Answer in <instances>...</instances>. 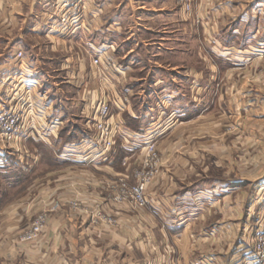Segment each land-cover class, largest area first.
I'll return each instance as SVG.
<instances>
[{
    "label": "crops",
    "instance_id": "obj_1",
    "mask_svg": "<svg viewBox=\"0 0 264 264\" xmlns=\"http://www.w3.org/2000/svg\"><path fill=\"white\" fill-rule=\"evenodd\" d=\"M70 1L0 0V102L15 103V90L25 80L34 83L29 102L43 108L44 127H54L43 140L32 133L24 141L27 145L29 141L39 142L37 145L53 151L58 165L85 174L84 180L74 176L57 179V189L53 191L64 202L50 214L36 240L23 242L11 234L7 237L5 232L14 230L0 223V264L249 263L252 242L264 229V161L256 166L260 170L253 171L257 175L250 183L251 189L249 179H237V175L231 180L214 179L208 186L192 184L187 180L193 176L194 167L207 166L210 154L215 159L213 166L232 167L230 154L226 156L228 164L217 156L222 151L224 155L230 152L231 145L189 144L184 137L187 141L188 125L223 118L205 115L211 107L236 126L241 118L264 121L260 85L249 78L243 90L235 80H226L225 84L218 80V76L229 79L238 67L226 56L239 51L252 54L248 40L256 33H246L242 28L251 23L259 28L264 23V10L257 17L254 8L249 9V0H189L192 11L187 15L177 0H87L82 6L78 33L64 37L59 13L62 5ZM257 7L263 8L264 3ZM195 20L199 24L195 25ZM206 42L212 45L211 51H207ZM89 50L96 53L95 58L99 54L98 64L93 63L95 58ZM190 51L199 60L208 54L215 66L204 67L199 62L182 68L181 63L173 62ZM19 52L23 54L20 59L16 57ZM52 64V71L44 69ZM137 67L144 73L131 74ZM147 67H170L165 70L171 72L166 74L171 81L166 80V75L149 78ZM19 73L26 77L19 78ZM211 82L219 89L208 102L206 92ZM143 86L148 90L139 91ZM69 88L80 89L81 97L68 98L65 93ZM102 98L109 104L115 143L104 158L86 164L82 157L94 158V146L86 155L80 143L94 135V107ZM79 105L80 124L73 119V109ZM209 131L200 130L197 135H210ZM219 131L217 128L214 134ZM240 131L237 126L229 134L237 138ZM173 135L179 136L175 142L170 141ZM69 136L78 139L67 141ZM146 138L156 142L164 163L159 177L148 188L152 193L147 191L151 207L143 216L147 215L150 223L73 221L75 211L65 206V199L93 195L99 180L107 182L121 176L122 159L137 149V141ZM23 151H0V169L6 164L5 158L11 159L8 172L0 170V177L8 180L33 172L36 164H28L30 155ZM110 211L116 210L111 207Z\"/></svg>",
    "mask_w": 264,
    "mask_h": 264
},
{
    "label": "rangeland",
    "instance_id": "obj_2",
    "mask_svg": "<svg viewBox=\"0 0 264 264\" xmlns=\"http://www.w3.org/2000/svg\"><path fill=\"white\" fill-rule=\"evenodd\" d=\"M75 1L73 5H77L78 8H80V19L78 20V23L75 25H72L70 22V19L65 21V24H61L63 26L62 30L64 31L63 36L67 37L71 33L72 35H75L79 31V22L82 19V9H83V3L87 0H73ZM177 4H179L180 9L183 10L185 14H190L192 11V5L189 0H177ZM264 3V0H249V9L254 8V15L257 17L260 16L261 10H264V7H257V5ZM56 7L59 9V5H56ZM66 7L62 8V11L64 13ZM62 11L59 13L61 15ZM177 11V9L174 7V12ZM264 12V11H263ZM257 20V19H256ZM60 21V19H59ZM61 23V22H60ZM195 25L199 24V20L194 21ZM187 30V28L185 27ZM245 30L246 33H252V31L256 33V37H251L249 42V48L250 51H252V54H243L240 51L237 52V55H231L226 56V58L231 63H235L236 66H238L234 71H232V75L229 79H223V77L219 78L221 79L222 83L225 84L226 80H229L234 83V80L237 82V85L242 88L243 90L248 87L245 83L246 81H249V78L251 81L255 82L256 84L260 85L261 88H258V91H262L264 93V23H260L259 28L256 24H249L248 27L242 28ZM62 32V31H61ZM188 33L189 30L187 31ZM75 33V34H74ZM62 34V33H61ZM205 43V42H204ZM245 40L243 41V45L245 44ZM190 44L194 45L192 38H190ZM206 49L207 51H211L212 45L209 44V42H206ZM80 46V45H79ZM202 47V45L200 44ZM76 47V46H75ZM85 50L87 49L86 46H83ZM82 50V48H81ZM192 51V49H191ZM190 51L185 53L186 55H181L178 57H175L173 59V62L175 63H181L182 68H186L188 65L190 66H196L199 65V62L202 63V65L210 67L215 66V60L206 54V56L200 57V60L198 57L194 56L193 53ZM230 51V49H229ZM203 51L201 50L200 53ZM230 53V52H229ZM90 56H93L95 58L96 53H92L91 50H89ZM98 54V53H97ZM99 54L98 56L93 59L99 60ZM60 57H57V60H60ZM198 59V60H197ZM205 60V62L203 61ZM93 61V62H94ZM171 62V61H169ZM201 65V66H202ZM211 66V67H212ZM53 64L50 67H44V69H52ZM157 68V69H156ZM170 67H147V70H150V74L148 77L152 78L159 77V78H165L168 74L171 75V72L166 73L165 69H169ZM181 68V70H182ZM140 68H136L135 71L132 70L131 74H142L144 73L139 72ZM181 70H176L177 73H180ZM225 70V69H223ZM52 71V70H50ZM174 72V73H176ZM21 73H19L20 75ZM166 75V76H165ZM209 75L213 76V73H209ZM26 76H19V78H24ZM137 78V77H136ZM61 79V76L58 77V80ZM171 77L168 75L166 77L167 81L170 80ZM57 80V81H58ZM216 80V79H215ZM57 82L56 80H53ZM220 81V82H221ZM8 82V80H7ZM235 82V83H236ZM2 83L0 78V84ZM212 84L208 86L207 92H206V99L209 102L211 98H213V94L215 91L219 89L218 84ZM136 85L135 83H131ZM232 84V83H231ZM186 84H184L185 86ZM215 85V86H214ZM222 85V84H221ZM53 87V86H52ZM137 87V86H136ZM139 87V86H138ZM223 88V87H222ZM3 90V88H1ZM80 89H74L69 88L67 89L65 95L68 96L70 99H79L81 96L79 95ZM139 91L141 90H148L145 86L143 88H139ZM1 91V90H0ZM17 91V90H15ZM189 94L191 95V91L189 90ZM260 93V92H259ZM80 96V97H79ZM191 99V98H190ZM68 102V100H67ZM4 103V102H3ZM0 102V110L7 107L9 103L3 104ZM178 104H182L183 102H177ZM69 107V105H66ZM80 105L73 109V119L77 121V123H82L80 118ZM224 108V106H223ZM78 109V110H77ZM209 114H205L207 116H221V120L217 119H204V121L195 122L192 125H188L189 130H187L186 133H189L186 137H184V142H188L189 144L195 143L198 145V143L202 142L203 145H210L212 147H215V143L222 144L223 147H228L231 145L230 152H226L224 155L222 151L221 160H223V163L228 164L230 163L226 156L231 157L232 161V167H215L214 164V157L213 154L208 155L206 157V165L210 166H196L194 167L195 172L192 173L193 176L190 177L187 181H189L192 184H197L199 186H208L209 182L214 179H221L223 181L225 180H231L235 175L237 179H249V189L250 183L254 180V176L257 174H253L254 170H260V168H257V164L261 165V162L264 161V121H253V120H246V119H240L238 120L237 126L242 130L238 132L237 138L233 136V134H229V130L234 131L235 127H237L234 124V121H230L226 116L218 115L216 113L217 110L211 107L208 111ZM71 115V114H69ZM71 125V124H69ZM220 128V131L216 132V129ZM204 129L210 130V135H203L198 136L197 133ZM218 131V130H217ZM178 135H173L170 139L174 142L178 138ZM147 139V138H146ZM199 139V140H198ZM204 142H203V141ZM39 142L37 141H29L27 145V141H24V139H18L16 143L12 145V147H9L13 151L21 150L22 154L24 153L23 150H26V154L30 155V159L28 161V164H36L34 167L33 172L30 175L22 176L18 178H10L5 179L0 177V223H3L5 225H10L14 231L12 232H5V235L8 237L10 234L13 237L15 235V238L19 239V241L27 242V241H34L25 239V236L31 231V228L33 224L36 222L38 217L42 215L43 213H48V220L50 217V214L54 213L60 206V203L64 202L62 199H57L60 196H58V192L55 193L57 187V179L59 177L64 176H71L75 177L77 179H83L84 180V173H81L74 168H70L69 166L58 165L57 161L55 160V155L53 151L49 150L46 146H40L37 145ZM145 144V140L137 141V149L134 152H129L127 156H125L120 165L122 167V171L119 172V175L117 178L107 180H99L96 184L95 193L90 196L79 195L76 198L65 199V206L70 208L72 211V216L75 217L73 221H77L79 224L82 222L81 220H86L90 223H108V224H114V223H124V224H144V223H150V219L143 214H147L146 208L150 205L149 199H148V193L149 186L146 188V197L148 204L144 208L137 206L132 199L129 198V194L126 193V196H128L127 199H125L121 203H115L112 199L109 198V196H112L114 194V191L112 187L110 188L112 183H116L118 179H124L127 183V187L131 188L136 183L135 175L137 172H139L142 169V164L144 163V157L139 152L140 147ZM26 145V146H25ZM157 146V144H156ZM26 147V148H24ZM46 147V148H45ZM8 148V147H7ZM6 146H0V151L2 153H7ZM158 149V148H157ZM25 157V156H24ZM57 159V158H56ZM64 159V158H62ZM61 159V161H63ZM228 159V160H227ZM246 161H248L246 163ZM164 169V163L161 159V166L158 175L159 177L161 170ZM73 172V173H71ZM227 172H230V174H227ZM260 172V171H259ZM97 175H100V172L97 173ZM20 179V180H19ZM80 179V180H81ZM79 180V181H80ZM153 181V183L155 182ZM76 182V181H75ZM78 185V182H76ZM88 187V186H87ZM114 187V186H113ZM84 188V187H83ZM152 193V189H150L149 194ZM111 203V204H110ZM46 208H45V207ZM57 207V208H56ZM111 207L114 208L116 211L111 212ZM151 207V206H149ZM45 208V210H43ZM109 208V209H108ZM122 211L125 215V217H121ZM120 212V213H119ZM4 213V214H3ZM147 219H146V218ZM147 221H146V220ZM47 220V223H48ZM46 223V225H47ZM46 225L44 229L46 228Z\"/></svg>",
    "mask_w": 264,
    "mask_h": 264
},
{
    "label": "built area",
    "instance_id": "obj_3",
    "mask_svg": "<svg viewBox=\"0 0 264 264\" xmlns=\"http://www.w3.org/2000/svg\"><path fill=\"white\" fill-rule=\"evenodd\" d=\"M74 2L72 0L62 5L66 8L64 13L62 11L60 15L61 24H65V21L68 19H70L72 25L78 23L80 8L77 5H73ZM22 56L21 52L16 54V57L19 59ZM98 62L95 60L93 63L96 65ZM32 87H35V84L25 80L22 83V87L15 91V94H17L15 103H9L7 107L0 110V146H6V148L12 147L18 139L26 140L30 138L32 133H35L40 140H43L53 129L54 124H48L44 127L46 118L43 108L29 102V94ZM38 127H42L43 130L40 131ZM92 128L94 129V135L88 141L80 143L83 145L82 147H85L83 153L88 152L94 146V158L91 159L89 156L82 157L83 162L86 164L92 163L96 158H104L109 154L115 143L116 130L111 122L109 104L103 98L96 101ZM76 146L78 147L79 145H71L74 148ZM139 152L144 157V163L142 164V169L135 175L136 183L131 188H128L124 179H118L115 184L112 183L110 186L114 194L109 196V198L115 203H121L127 199L126 193H128L130 195L129 198L131 197L130 199L137 206L145 208L148 204L145 191L158 175L162 158L157 149L156 142L151 138L145 140V144L140 147ZM47 220L48 213L40 215L33 224L31 231L25 236V239L32 240L37 238L43 232ZM250 255L252 260L247 264H264V229L253 240Z\"/></svg>",
    "mask_w": 264,
    "mask_h": 264
},
{
    "label": "trees",
    "instance_id": "obj_4",
    "mask_svg": "<svg viewBox=\"0 0 264 264\" xmlns=\"http://www.w3.org/2000/svg\"><path fill=\"white\" fill-rule=\"evenodd\" d=\"M78 139V137H67L66 138V140L67 141H73V140H77ZM126 154V153H125ZM8 160V161H7ZM9 160L11 161V159L10 158H8V159H6L5 158V162H6V164H4V166H3V168L2 169H0V170H2V171H4V172H8V165L10 166V162H9ZM7 162H9V163H7ZM7 166V167H6ZM10 172V171H9ZM3 173V172H2ZM15 175V174H14Z\"/></svg>",
    "mask_w": 264,
    "mask_h": 264
}]
</instances>
